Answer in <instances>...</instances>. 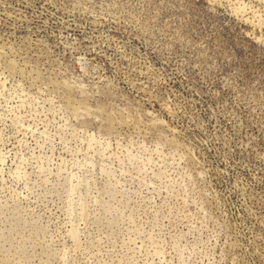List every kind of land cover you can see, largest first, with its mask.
<instances>
[{"label": "rangeland", "instance_id": "1", "mask_svg": "<svg viewBox=\"0 0 264 264\" xmlns=\"http://www.w3.org/2000/svg\"><path fill=\"white\" fill-rule=\"evenodd\" d=\"M0 264H264V0H0Z\"/></svg>", "mask_w": 264, "mask_h": 264}]
</instances>
